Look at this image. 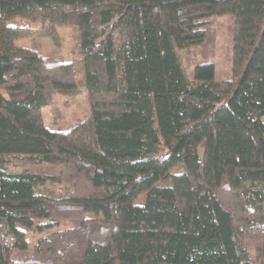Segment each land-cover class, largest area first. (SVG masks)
<instances>
[{
    "label": "trees",
    "instance_id": "trees-1",
    "mask_svg": "<svg viewBox=\"0 0 264 264\" xmlns=\"http://www.w3.org/2000/svg\"><path fill=\"white\" fill-rule=\"evenodd\" d=\"M220 15L229 74L189 76ZM64 25L72 61L15 43ZM82 91L84 119L44 125ZM0 264H264V0H0Z\"/></svg>",
    "mask_w": 264,
    "mask_h": 264
},
{
    "label": "rangeland",
    "instance_id": "rangeland-1",
    "mask_svg": "<svg viewBox=\"0 0 264 264\" xmlns=\"http://www.w3.org/2000/svg\"><path fill=\"white\" fill-rule=\"evenodd\" d=\"M231 19L229 15L214 16L212 24L208 28V37L204 44L189 50L179 49L182 63L189 76L191 75L192 65L196 61L204 59L212 60L215 63V77L217 79H222L229 74L231 64ZM57 29L59 33L58 44H55L48 37L20 38L15 43L23 47L35 46L44 56L69 61L76 59L79 56V51L76 47L75 27L64 25ZM41 113L46 127L67 130L89 114L85 92L82 91L73 96L56 92L52 96L51 103L42 107ZM3 159L9 171L29 170L39 173L49 170L54 171L52 167L46 164L38 166L20 156H6ZM59 187H61L60 184L48 180L39 186L40 189H58Z\"/></svg>",
    "mask_w": 264,
    "mask_h": 264
}]
</instances>
